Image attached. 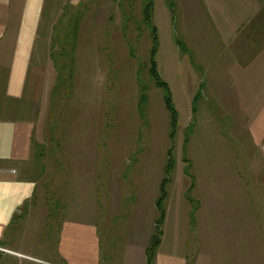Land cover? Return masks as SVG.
<instances>
[{"label": "rangeland", "instance_id": "374dc122", "mask_svg": "<svg viewBox=\"0 0 264 264\" xmlns=\"http://www.w3.org/2000/svg\"><path fill=\"white\" fill-rule=\"evenodd\" d=\"M211 1H49L18 107L34 134L15 169L35 195L0 264H63L65 220L98 228L101 264H145L155 235L170 251L202 241L211 208H264V167L222 68L226 13Z\"/></svg>", "mask_w": 264, "mask_h": 264}, {"label": "crops", "instance_id": "0c3cea01", "mask_svg": "<svg viewBox=\"0 0 264 264\" xmlns=\"http://www.w3.org/2000/svg\"><path fill=\"white\" fill-rule=\"evenodd\" d=\"M49 1L0 0V251L9 247L5 244L12 239L9 233L20 226V214L29 211L35 195L33 184L20 178L15 169L30 162L34 134L32 122L18 121V107L28 93ZM65 1L52 0V5L60 7ZM211 2L226 13L225 19H220L226 42L222 68L234 72L236 114L247 119L246 129L258 153L255 165L264 167V0ZM5 105L10 108L4 109ZM248 205L255 208L207 210L202 241L199 237L192 246L176 245L171 251L162 242L155 264H264V208L258 207L254 198ZM213 216L221 218L214 220ZM215 221H220V227L213 225ZM168 222L169 215L164 227ZM22 223L25 238L35 239L28 245H37L42 238L28 236L31 224ZM34 223L36 231L40 224ZM57 240L63 264H101V238L94 224L65 220ZM146 251L147 245L145 264Z\"/></svg>", "mask_w": 264, "mask_h": 264}, {"label": "trees", "instance_id": "16d2710c", "mask_svg": "<svg viewBox=\"0 0 264 264\" xmlns=\"http://www.w3.org/2000/svg\"><path fill=\"white\" fill-rule=\"evenodd\" d=\"M152 66H153V68H156L154 60H153ZM164 88H167V87L164 86ZM163 202H164V192H163V198H161L159 200L158 204H157L158 205V209L160 210V213H161V219H160V221L157 222V227L160 226V223H161V225L164 223V220H165V217H166L165 212H164V208H163ZM158 231H159L158 235L160 237H162V231H160V229H158ZM156 238L157 237L155 235V237L152 240L151 246L147 250L148 264H152V260H153V258L155 256V252H156V250L158 249V247L160 245V240L161 239H159V241H155Z\"/></svg>", "mask_w": 264, "mask_h": 264}]
</instances>
